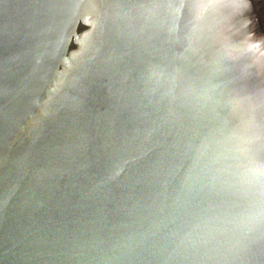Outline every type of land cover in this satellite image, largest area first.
Returning a JSON list of instances; mask_svg holds the SVG:
<instances>
[{"label": "water", "instance_id": "1", "mask_svg": "<svg viewBox=\"0 0 264 264\" xmlns=\"http://www.w3.org/2000/svg\"><path fill=\"white\" fill-rule=\"evenodd\" d=\"M0 264H264V0H0Z\"/></svg>", "mask_w": 264, "mask_h": 264}]
</instances>
